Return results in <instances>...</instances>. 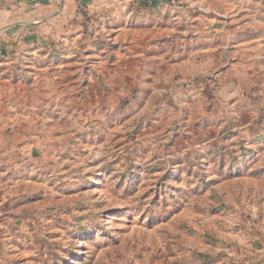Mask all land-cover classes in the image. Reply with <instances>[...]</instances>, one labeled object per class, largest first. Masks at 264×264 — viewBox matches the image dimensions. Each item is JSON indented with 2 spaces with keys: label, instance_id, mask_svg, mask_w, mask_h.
Listing matches in <instances>:
<instances>
[{
  "label": "rangeland",
  "instance_id": "1",
  "mask_svg": "<svg viewBox=\"0 0 264 264\" xmlns=\"http://www.w3.org/2000/svg\"><path fill=\"white\" fill-rule=\"evenodd\" d=\"M83 6L0 46V264H264L261 0Z\"/></svg>",
  "mask_w": 264,
  "mask_h": 264
},
{
  "label": "crops",
  "instance_id": "2",
  "mask_svg": "<svg viewBox=\"0 0 264 264\" xmlns=\"http://www.w3.org/2000/svg\"><path fill=\"white\" fill-rule=\"evenodd\" d=\"M104 2L105 0H39L38 4L29 5L26 0H21L17 4L19 10L16 12V19L10 21L11 32L0 35V46H14L15 41L18 40V43L29 42L36 48L44 50L46 48L42 44L47 41L54 43V40L63 39L68 35L74 24L75 11L81 3L88 10H94L102 7ZM115 5L112 4L113 7H116ZM263 11L264 0H261V12ZM15 26L19 29L18 32H12Z\"/></svg>",
  "mask_w": 264,
  "mask_h": 264
}]
</instances>
